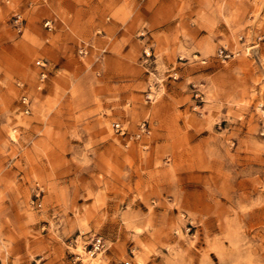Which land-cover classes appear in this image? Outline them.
<instances>
[{"label": "rangeland", "instance_id": "1", "mask_svg": "<svg viewBox=\"0 0 264 264\" xmlns=\"http://www.w3.org/2000/svg\"><path fill=\"white\" fill-rule=\"evenodd\" d=\"M93 232V264H264V0H0V264Z\"/></svg>", "mask_w": 264, "mask_h": 264}, {"label": "built area", "instance_id": "2", "mask_svg": "<svg viewBox=\"0 0 264 264\" xmlns=\"http://www.w3.org/2000/svg\"><path fill=\"white\" fill-rule=\"evenodd\" d=\"M44 26L50 29L51 20L46 19L44 21ZM79 51L81 53L86 52L84 47H80ZM219 55L222 56V51H220ZM224 56L226 55L224 54ZM35 64L37 67L40 68L39 85H38V87L40 88V84L46 78V71H45L46 63L43 59H37L35 61ZM18 84L21 83L18 82ZM19 102H20L21 111L23 113H29L31 107L30 97L26 93H22L20 95ZM111 128L115 133L127 137V139L129 140L132 138H139L140 135H142L143 133H148V129L145 123L140 124L137 132L134 133H129L127 127L120 121H113L111 123ZM77 237H79V235H77L73 240L75 250L71 251L70 264H93L92 259L95 257L96 253L104 249L105 241L103 235L98 232L89 233L88 235L84 236V239L81 240L82 243L80 244L77 241L78 240ZM78 244L81 246L80 250H77ZM121 264H133V263L130 260H123L121 261Z\"/></svg>", "mask_w": 264, "mask_h": 264}]
</instances>
